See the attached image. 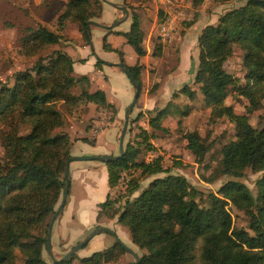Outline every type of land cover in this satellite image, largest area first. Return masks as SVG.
I'll use <instances>...</instances> for the list:
<instances>
[{"label":"trees","instance_id":"1","mask_svg":"<svg viewBox=\"0 0 264 264\" xmlns=\"http://www.w3.org/2000/svg\"><path fill=\"white\" fill-rule=\"evenodd\" d=\"M190 1L192 5L202 2ZM86 4L87 0H69L57 18L58 31L40 25L24 28L20 42L25 53L58 43L66 21L75 24L88 43L86 21L93 15L85 10ZM130 19L128 30L117 34L137 56H142L143 34L136 15L131 14ZM233 44L241 50L243 84H235V78L223 69ZM102 47L110 50L104 37ZM196 47L192 81L199 85L198 92L210 108V116L225 117L234 130V138L219 149V165L212 178L221 174L230 179L206 195V207L200 206L195 200L198 191L182 175L163 171L160 155L147 162L137 159L140 144L153 149L148 144L152 133L139 128L134 135L138 144L133 147L132 142L126 143L121 156L104 162L108 187L116 183L120 173L127 174L128 186L119 206L106 195L98 204L96 219L102 209L116 207L109 218L116 215V222L126 228L131 243L143 250L135 264H264V123L256 129L248 123L246 114H236L224 104L225 89L233 86L235 94L247 101L246 110L262 108L264 119V0H245L221 13L214 23L205 24L196 37ZM115 51L118 68L135 83L138 96L142 65L126 64L122 53ZM159 51L156 47L152 55ZM72 63L66 52L55 48L37 57L30 67L16 71L10 85L0 83V264H14V250L21 255V264H46L41 250L47 223L59 204L62 175L70 157V140L60 130L64 119L57 103L69 107L80 101L90 102L110 109L111 114L115 112L102 90L88 91L89 78L75 75ZM77 85L79 93L74 95L70 90ZM178 93L188 98L194 94L185 85ZM167 115L165 105L155 117L148 118L150 129H163L160 120ZM183 138L185 148L196 162H201L208 145L195 131L184 133ZM246 168L260 173L254 196L237 180ZM134 171L138 176L133 177ZM159 173L162 175L153 176ZM150 176L151 180L132 196L139 178ZM228 206L245 212L247 229L232 226ZM124 252V245L114 241L108 248L76 258L79 264H102L116 261ZM74 255L50 264H67Z\"/></svg>","mask_w":264,"mask_h":264},{"label":"rangeland","instance_id":"2","mask_svg":"<svg viewBox=\"0 0 264 264\" xmlns=\"http://www.w3.org/2000/svg\"><path fill=\"white\" fill-rule=\"evenodd\" d=\"M68 1L69 0H0V83L10 85L12 82V76L16 71L30 67L37 57L48 55L52 49L58 47V43L63 42L66 39L70 42L69 45L76 48L74 45H76L77 42L74 40V37H72V32L75 31V24L70 21L65 22V25H68H66V27L64 25L65 31L63 29L64 32H61V39L56 44H49L42 48H36V50L33 48L30 52L35 51L28 54L25 53L26 49L21 47L20 42V36L22 35L24 28H36L40 25L50 31H58L57 18L65 11ZM106 1L111 3L119 2V0ZM244 2L245 0H202V2L197 5H192L189 2L187 3L185 10L186 19L179 24L171 39L162 40L157 36V23L161 16L158 11V5L155 4L154 0H122V4L127 8V16L130 17L131 14L136 15L143 34L141 46L144 49V54L142 56H145V58L141 65L144 66L143 64H147V66L144 67L140 74L141 88L147 83L145 87L148 94L154 93L158 88H161L165 96L167 95V92L169 95L168 101L165 103L169 115L165 116L160 121V125L163 129L152 131L147 124V120L149 116L153 114V111H145V113H148V118L146 117L147 120H145L141 112H138L136 116L127 121L129 127L126 129L127 132L125 131L127 133V138L125 139L126 136L123 137V149L126 143L132 142L133 145H131L133 147L138 144L136 141L138 139L136 138L135 140L134 135L139 132V128L144 131L147 130L146 132L148 133H152L151 137L148 138V144L152 146L153 149H148L143 144H140L138 146L139 152L137 159L147 162L151 160L153 156L160 155L162 170L169 174L182 175L186 181L198 191L195 200L203 207L207 206L206 195L210 192L214 193L222 182L230 179L227 175L221 174L215 175L214 178L212 177L214 171L219 165L220 147L234 138L233 123L228 121L225 117L215 118L210 116V108L204 105L201 95L198 92L199 85L192 81L193 75L181 80H171L170 73H173L177 67L178 45L183 30L188 28L186 27L187 23L193 22L194 25L192 26V29H197L198 31V29L200 27L202 28L205 24L214 23L216 18L224 11L237 7ZM85 10L93 15L89 20L98 22L101 12V0H87ZM119 25L124 27V24ZM88 28L89 39L87 49L89 52L96 50L101 51V35L99 33L101 32V28L95 25H89ZM80 44H86V41L82 39ZM126 46V48L133 51L128 44ZM156 47H159L160 51L154 56L152 55V52L155 51ZM194 48L195 45L191 48V51ZM108 55V57H115L117 56V53H108ZM190 62L192 65L186 70L188 73H194L196 68L193 66L194 59H191ZM223 69L235 78V84L244 83L242 79L244 69L241 65V50L237 45H232L231 54L223 62ZM104 74L106 76L109 75L108 73ZM146 80L148 81L146 82ZM183 85L193 90L194 94L191 98L178 93V90ZM79 88L80 85H77L70 91L74 95H77L79 93ZM225 93L226 97L224 99V104L231 106L232 111L236 114H246L248 123L254 128L260 129L262 127L264 123L262 108L248 112L246 110L247 101L243 97L235 94L233 86H227ZM136 102L137 100H135L134 104H136ZM85 105L86 102L82 101L69 107L57 103V108L62 113L65 122L66 117L71 119L79 118ZM103 109L105 110L104 113L106 112L104 119L107 120L108 117L110 119L112 111L108 108ZM184 109L187 111L185 115H182ZM97 118L98 117L95 119ZM135 121L136 125H132ZM93 124V122L90 123V120L87 121V132ZM121 126L118 127V134L120 133ZM2 129L3 126L0 124V131ZM191 131L197 132L205 144L208 145V150L205 152L201 162H196L194 155L185 148L183 134ZM114 143L116 145V151L119 152L118 139H116ZM2 153L3 149L0 145V157L2 156ZM131 174L133 177L138 176L137 171H134ZM161 175L162 173L153 176ZM259 175V172L246 168L243 171V175L240 178H237V180L241 181L254 196L256 180ZM124 177L128 180L127 174H125ZM151 178L152 176L139 178L137 190L143 188ZM122 195L118 198L120 204L124 198V195ZM115 210L116 207L113 208L109 206L106 209H102L97 218V222L105 223L108 220L115 218L116 215L109 218V215L112 211L115 212ZM228 211L234 228L247 229L248 216L245 212L237 210L233 206H228ZM123 230L126 235L129 236L127 230L125 228H123ZM95 238L79 249L78 255L80 257L88 256L92 252L102 250L110 245V243L108 244L107 242V238L109 237L104 232L100 233V235H97ZM57 245L59 244L55 241L50 245V247L53 248L51 251L55 258L61 257L66 251L65 249L62 250V248ZM138 251L135 253L137 256L143 252V250ZM14 253V264H21V255L17 250H14ZM41 253L45 263L50 264L51 258L48 256L44 247L41 250ZM74 256L75 257L70 258V262L67 264H79L76 254ZM127 260L133 262L134 258L129 255H124L121 260L118 258L116 261L102 264H127Z\"/></svg>","mask_w":264,"mask_h":264},{"label":"crops","instance_id":"3","mask_svg":"<svg viewBox=\"0 0 264 264\" xmlns=\"http://www.w3.org/2000/svg\"><path fill=\"white\" fill-rule=\"evenodd\" d=\"M189 2L191 3L190 0H187V3ZM115 4L116 7H113L101 0V12L98 22L109 25L123 18L124 12L121 8L123 7L126 10V6L122 4V0H119V2ZM130 22V17L126 16V18L115 27L110 28V31H106V28L100 27L101 51L96 50L89 52L87 43L80 44L83 38L78 32L76 25L75 31L73 30L74 32H72V37H74V40L77 42V44L74 45L76 48L69 45L70 42L67 39L58 43L57 48H61L70 56L73 62V73L75 75H85L89 78L88 91H94L96 89L102 90L106 103L112 105L115 111L110 115V119L106 117V120L104 119L106 112L104 113L105 110L103 107H98L93 103L87 102L79 118L71 119L66 117L63 126L60 128L61 131L68 135L70 140L69 155L70 158H74L72 161L68 162L67 196L62 209L52 223L50 233V245L55 241L59 244L57 246L62 248V250L65 249L67 251L70 246L84 238V236L96 225L110 228L115 233L118 240L134 253H137L139 250L131 243L129 236L124 232L123 228L125 227L116 222V217L105 223H98L96 219L98 204L104 201L109 192V187L107 185L105 163L99 159H95L94 156L101 154H118L114 142L118 139V127L122 125L124 115L127 111V105L133 96V88L129 79L117 66L119 60L118 54L115 57H108V53L112 54L116 52L115 50H119L122 53L124 62L128 65L135 62L141 65L145 58V56H137L134 51L126 48L127 44L125 43V39L117 34V32H126ZM119 24H124V27H121ZM193 25L194 23L188 28H185L181 34L180 43L178 45L177 67L173 73H170L171 80H181L193 75L192 72L188 73L186 69L192 65L190 62L191 59H194L193 66L196 67V37L201 28L200 27L198 31L197 29L194 30L192 29ZM103 37L105 38V42L109 44L110 50L102 47ZM194 45L195 48L191 51ZM97 61H99V64L95 66ZM143 65L141 73L144 67L147 66V64ZM104 73H108L109 75L106 76ZM147 81L148 80H146V82ZM145 85H147V83L142 86L136 98V104L133 105L131 111L127 115V121L136 116L138 112L143 114L145 120H147L146 117L148 118V113H145V111H153V114L149 117H155L168 101V92L165 96L163 90L158 88L154 93L148 94ZM96 117L98 118L95 119ZM162 118L164 117H161V120ZM89 120L90 123L93 122L98 126V130L93 136L90 135V128L87 132L86 125ZM136 121L133 122L132 125H136ZM127 127H129V125H127ZM126 132L124 134V137L126 136L125 139L127 138ZM81 138H85V141H82ZM139 190L134 191L132 196L137 195ZM103 232L108 235L109 238H107V242L111 245L114 242V237L105 231ZM100 233L97 235H100ZM97 235H94L90 240L94 239ZM50 249L53 250L51 247ZM78 251L75 254L77 257H80ZM124 255L133 257L125 250V252L120 255L119 260L123 259ZM41 257L45 262L42 253ZM127 262L130 263L129 260H127Z\"/></svg>","mask_w":264,"mask_h":264},{"label":"water","instance_id":"4","mask_svg":"<svg viewBox=\"0 0 264 264\" xmlns=\"http://www.w3.org/2000/svg\"><path fill=\"white\" fill-rule=\"evenodd\" d=\"M102 1H104L107 4H109L110 6L116 7L115 3H111V2L106 1V0H102ZM121 9L124 12V16L120 20H116V21L112 22L109 25H104V24H100V23L92 21V20H87L86 21V26L88 27L89 25H95V26L106 28V29H110V28L116 26L119 22H121L122 20H124L126 18V16H127L126 10L123 7ZM129 82H130V84H131V86L133 88V97H132V100H131L130 104L127 107V111H126V113L124 115V119H123L122 126H121V129H120V133H119V136H118V150H119V152L116 155H108V154L96 155V156H94L95 159H99V160H101L103 162L111 161V160H115L117 157L121 156V154L123 152V137H124V134H125V131H126V127H127V115L131 111V109H132V107H133V105L135 103V100L137 98V93H138V88L135 85V83L131 79H129ZM73 159L74 158H70V157L67 159L66 165L64 167L63 175H62V178H63V181H64V186H63V189H62V194H61V197H60V201H59V204H58L57 208L54 210V212L52 213V215L49 218L48 223H47L46 235H45V241H44V248H45L48 256L51 258V262H61V261L65 260V259L71 257L80 248H82L94 235H97V234H99L100 232H103V231H105V232L109 233L110 235H112L114 237V241L120 242L118 240V238L116 237L115 233L110 228H108L106 226L96 225L84 236V238H82L81 240L77 241L75 244L70 246V248L61 257L55 258L53 256V254L51 252V249H50L51 226H52V223H53L54 219L56 218V216L58 215V213L62 209V207L64 205V202H65V199H66V196H67V192H68V162L72 161ZM124 249L127 252H129L134 258V261L130 262L128 264H135L139 260V257L132 250H130L128 247L124 246Z\"/></svg>","mask_w":264,"mask_h":264},{"label":"built area","instance_id":"5","mask_svg":"<svg viewBox=\"0 0 264 264\" xmlns=\"http://www.w3.org/2000/svg\"><path fill=\"white\" fill-rule=\"evenodd\" d=\"M154 2L162 13L157 23V36L162 40H169L173 37L179 24L186 19L187 0H154ZM97 130L98 126L93 124L89 130L90 135L93 136ZM127 186L124 173H120L118 180L109 188L108 192V197L110 200L115 201V206L120 205L118 198L120 195L125 194Z\"/></svg>","mask_w":264,"mask_h":264}]
</instances>
